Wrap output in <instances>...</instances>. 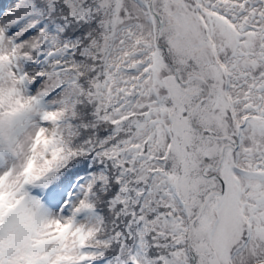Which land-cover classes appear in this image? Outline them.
<instances>
[{"label": "snow or ice", "instance_id": "snow-or-ice-1", "mask_svg": "<svg viewBox=\"0 0 264 264\" xmlns=\"http://www.w3.org/2000/svg\"><path fill=\"white\" fill-rule=\"evenodd\" d=\"M0 264H264V0H0Z\"/></svg>", "mask_w": 264, "mask_h": 264}]
</instances>
